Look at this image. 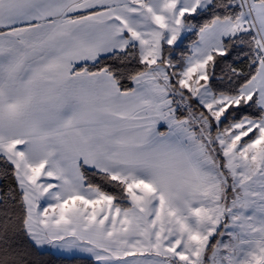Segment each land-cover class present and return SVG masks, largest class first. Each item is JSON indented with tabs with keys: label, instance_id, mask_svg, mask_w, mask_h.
<instances>
[{
	"label": "snow or ice",
	"instance_id": "obj_1",
	"mask_svg": "<svg viewBox=\"0 0 264 264\" xmlns=\"http://www.w3.org/2000/svg\"><path fill=\"white\" fill-rule=\"evenodd\" d=\"M0 264H264V0H0Z\"/></svg>",
	"mask_w": 264,
	"mask_h": 264
},
{
	"label": "trees",
	"instance_id": "obj_2",
	"mask_svg": "<svg viewBox=\"0 0 264 264\" xmlns=\"http://www.w3.org/2000/svg\"><path fill=\"white\" fill-rule=\"evenodd\" d=\"M47 259V258H46ZM53 260L55 259L54 257L52 258Z\"/></svg>",
	"mask_w": 264,
	"mask_h": 264
}]
</instances>
